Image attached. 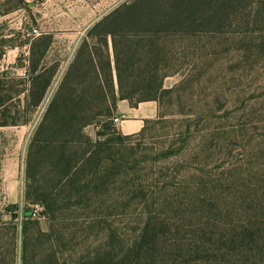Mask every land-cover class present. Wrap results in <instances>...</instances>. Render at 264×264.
I'll list each match as a JSON object with an SVG mask.
<instances>
[{"label": "rangeland", "instance_id": "obj_1", "mask_svg": "<svg viewBox=\"0 0 264 264\" xmlns=\"http://www.w3.org/2000/svg\"><path fill=\"white\" fill-rule=\"evenodd\" d=\"M125 1L0 0V56L24 26V35L34 29L55 43L45 65L54 70L53 81L33 112L18 98L23 79L0 68L7 109L5 115L0 110V122L29 120L0 129V264H21L26 211L39 216L28 227V258L52 254L58 264L107 258L121 264H239L231 257L232 240L264 223V0H244L252 8L231 10L230 26L184 39L166 35L153 62L163 61L157 75H171L166 86L174 84L160 98L158 118L129 136L101 122L107 119L103 112L99 122L84 126L81 135L89 142L83 149L89 152L77 165L79 198L65 200L68 189L57 184L52 164L57 167L59 151L37 150L30 201L23 200L27 147L69 65L58 63V47L70 39L66 33L84 34ZM153 3L159 7L163 0ZM129 42L119 44L122 76L136 77L149 56L122 50ZM177 69L180 74L172 75ZM56 134L68 137L64 129ZM96 140L104 143L98 150ZM92 153L98 157L91 159ZM43 200L55 210L51 216L40 215Z\"/></svg>", "mask_w": 264, "mask_h": 264}, {"label": "trees", "instance_id": "obj_2", "mask_svg": "<svg viewBox=\"0 0 264 264\" xmlns=\"http://www.w3.org/2000/svg\"><path fill=\"white\" fill-rule=\"evenodd\" d=\"M244 3V0H163V3L156 7L153 0H128L120 3L95 22L87 32V39L95 40L94 45L89 46L84 41L78 49L74 61L69 65L27 147L23 200L30 201L31 186L28 182L31 180V161L34 152H38L39 149L47 153L59 151V161L55 163L57 167L52 164V167L56 169L57 184L62 189H66L65 192L68 189L65 200L79 198L77 170L78 166L84 164L79 165L81 161H86L84 156L89 152L83 149V145L89 142L85 135H81L84 126L99 122L97 114L110 109L115 110L118 101H127L131 107L142 102L154 101L159 109L160 98L173 91V89L163 88L164 79L171 75H157V71L162 70L160 64L163 65V61L153 62L154 56L159 54L160 42L169 34L184 39L206 32L208 27L230 26L231 10L236 8L250 10L253 6L252 3L248 5ZM20 8L17 7L14 10ZM128 38L132 39V43H127L122 50L131 47L136 54L142 50L149 56L142 69L145 74L141 72V75L136 77L122 76L118 49L120 40L124 42ZM48 42V38L39 40L40 48L31 61V77L28 79V84L24 80L20 83L25 87L27 84V94L23 96V99L25 107L32 112L40 105L53 81L54 70L51 72L46 67H42L37 72V66L44 56V48L47 47ZM108 43H110L112 59ZM134 67L139 70L141 65L132 66ZM113 71L115 78H113ZM180 72L179 69L174 70L172 75L180 74ZM4 75L6 74H0L2 115L7 112L4 107V98L1 97L5 96ZM25 90L24 88L21 93ZM86 104L87 107H84L83 105ZM84 120H90L91 123L84 124L82 123ZM27 121L21 124H26ZM100 121L110 125V129L113 128L110 119H100ZM15 125L17 124L14 122H0V127ZM61 129H64V134L68 137L57 138L56 132ZM112 133L116 131L112 129ZM45 134L51 136L45 137ZM96 136L99 139L105 138L106 135L96 134ZM102 145H104L102 141L96 140L92 146L98 150ZM76 149L81 150V156L78 158L73 159L65 155L66 152ZM95 153H92L91 159L98 157ZM99 165H101L100 159ZM44 202L45 200L40 203L42 204L40 207L44 210L40 215L51 216L55 210ZM24 217L21 229L23 236L21 264H58L52 254L36 255L32 262L30 261L26 250L27 231L30 225L36 224L35 220L39 219V216H35L32 211H26ZM11 218L16 217L11 214ZM243 232L245 233L242 236L232 240L233 255L231 257L239 264H264V223H253ZM121 262L114 263L113 259L107 258V261L97 259V262L92 264H121Z\"/></svg>", "mask_w": 264, "mask_h": 264}, {"label": "crops", "instance_id": "obj_3", "mask_svg": "<svg viewBox=\"0 0 264 264\" xmlns=\"http://www.w3.org/2000/svg\"><path fill=\"white\" fill-rule=\"evenodd\" d=\"M29 8V6H28ZM112 10V9H111ZM110 11V10H109ZM108 11V12H109ZM107 14V13H106ZM2 18V17H1ZM101 17H99L95 22H97ZM24 21L26 20L23 19ZM1 22V21H0ZM26 23V21H25ZM25 25V24H23ZM25 27V26H24ZM24 27L21 29V34L19 35L18 41L15 44L10 46L3 47L2 54L0 56V68L2 70H14V76L20 77L28 84V79L31 77V61L37 52H39V40L42 38H48L49 42L47 47L44 48V56L39 61V65L37 66V72L40 71L42 67H46L45 65L47 60V54L49 50L52 49L54 46L53 38L47 34H40L35 39H26L24 34ZM91 27V26H90ZM90 27L84 32L76 29H72L71 32L66 33V35L70 38L67 41H63L58 48H60L59 52H63V60H59L58 63H67L71 64L77 54L78 49L85 41L89 46L94 45L91 40L87 39V32L89 31ZM10 37V36H9ZM26 37V38H25ZM109 44V52L110 57L112 59V54L110 50V43ZM62 55V53H61ZM69 65L67 69L69 68ZM66 69V71H67ZM65 71V73H66ZM64 73V75H65ZM6 74V73H5ZM113 78H115L114 71H113ZM63 75V77H64ZM62 77V79H63ZM172 76L166 77L163 81V88L169 89L172 85L166 86V81L170 80ZM61 79V80H62ZM61 82V81H60ZM27 84L25 87V91H23L20 95L24 96L27 94ZM60 84V83H59ZM59 86V85H58ZM44 99V98H43ZM43 101V100H42ZM41 104V103H40ZM158 104L154 101H147L137 104L135 107H131L127 101H118L116 103L115 110H108L103 112L104 117L111 119L112 116H115L119 123L115 125L117 132L119 134L129 136L139 133L143 128L147 121H151L157 118L158 116ZM42 120V119H41ZM41 122V121H40ZM29 123V120L26 124L15 125V126H5L0 127L3 128H12L17 126H24ZM40 124V123H39ZM39 126V125H38Z\"/></svg>", "mask_w": 264, "mask_h": 264}, {"label": "built area", "instance_id": "obj_4", "mask_svg": "<svg viewBox=\"0 0 264 264\" xmlns=\"http://www.w3.org/2000/svg\"><path fill=\"white\" fill-rule=\"evenodd\" d=\"M39 35H40L39 32L33 29V30L27 32L25 36L34 38V37L39 36ZM110 120L112 121V123L114 125H117L119 123L118 119L115 116H112Z\"/></svg>", "mask_w": 264, "mask_h": 264}]
</instances>
